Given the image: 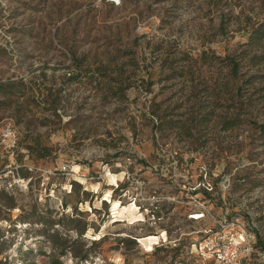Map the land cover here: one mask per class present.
<instances>
[{
	"label": "rangeland",
	"instance_id": "obj_1",
	"mask_svg": "<svg viewBox=\"0 0 264 264\" xmlns=\"http://www.w3.org/2000/svg\"><path fill=\"white\" fill-rule=\"evenodd\" d=\"M262 19L264 0H0L19 88L0 92V264H214L215 233L264 239V84L229 86L226 63Z\"/></svg>",
	"mask_w": 264,
	"mask_h": 264
},
{
	"label": "trees",
	"instance_id": "obj_2",
	"mask_svg": "<svg viewBox=\"0 0 264 264\" xmlns=\"http://www.w3.org/2000/svg\"><path fill=\"white\" fill-rule=\"evenodd\" d=\"M226 61L227 66L229 67V79L227 81L229 86L236 84V79L241 76L243 77L244 85L256 84L259 79L260 81L262 80L261 83L264 84V19L258 21L257 25L253 26L250 31L247 32L246 41L240 44L238 50H234L233 53L227 55ZM17 90H19V88L16 82L0 84V92H2L5 96L8 94H14ZM248 98H246V100L244 99V102L248 103ZM227 125L231 126V124ZM155 126L159 128V125ZM261 128L263 130L264 126H261ZM6 165L7 161L4 162L1 168L5 169ZM206 172L208 175V171L201 168L197 169L196 172L189 170L188 176H190L189 178L192 181L193 176L196 175V183L202 184L204 182ZM190 187L192 186L190 185ZM196 190L197 189L193 191L190 190V193L194 194L196 193ZM204 192L208 193L205 189ZM83 193L86 194L87 192L84 190ZM65 205H67V203H65ZM70 221H73V218H71ZM86 229L88 228L85 227L82 231L85 232ZM256 248L264 250V239L260 235H258L257 242L255 243V250Z\"/></svg>",
	"mask_w": 264,
	"mask_h": 264
},
{
	"label": "built area",
	"instance_id": "obj_3",
	"mask_svg": "<svg viewBox=\"0 0 264 264\" xmlns=\"http://www.w3.org/2000/svg\"><path fill=\"white\" fill-rule=\"evenodd\" d=\"M202 183L211 184L207 180ZM206 187V186H205ZM200 213L193 215L194 219H200ZM199 216V217H198ZM223 226V222H220ZM256 234L247 230H243L237 237L226 236L221 232L215 233L213 237H208L204 243H201L200 250L208 258L213 260L214 264H245V260L253 252H255Z\"/></svg>",
	"mask_w": 264,
	"mask_h": 264
},
{
	"label": "bare ground",
	"instance_id": "obj_4",
	"mask_svg": "<svg viewBox=\"0 0 264 264\" xmlns=\"http://www.w3.org/2000/svg\"><path fill=\"white\" fill-rule=\"evenodd\" d=\"M162 236V235H161ZM165 237V236H164ZM161 238V237H160ZM145 240H148L149 241V248L148 249H152L154 248L155 244L158 243V240H159V236L158 235H149L147 236L146 238H144ZM143 240V239H141Z\"/></svg>",
	"mask_w": 264,
	"mask_h": 264
}]
</instances>
